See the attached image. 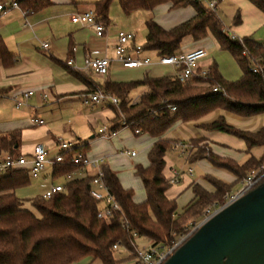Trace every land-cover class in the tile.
<instances>
[{"label":"trees","instance_id":"1","mask_svg":"<svg viewBox=\"0 0 264 264\" xmlns=\"http://www.w3.org/2000/svg\"><path fill=\"white\" fill-rule=\"evenodd\" d=\"M16 1L24 13L36 12L51 4V0ZM113 1L99 0L93 3V10L101 20L107 21ZM249 1L264 12V0ZM117 2L126 15L136 10H152L164 3H170L172 8L193 6L195 14L170 29H164L153 19H148L142 48L154 50L158 56H167L179 50L185 37L198 41L211 34L219 48L231 55L242 76L237 81H228L213 64L205 77L192 76L184 83L169 76H144L141 80L128 82L106 81L100 90L119 99L114 109V128L124 118L132 130L138 129L140 133L149 134L155 139L147 153L148 165L135 166L146 199L135 203L132 190L124 189L116 174L101 164L102 180L119 207L112 210L109 221L97 217L101 203L90 195L93 176L67 181L64 190L54 193L49 199H43L41 195L32 197V211L24 208L23 199L15 194L18 188L29 184L28 174L23 169L9 170L0 175V264H72L85 257L99 259L101 264H120L129 257H115L113 245L116 243L127 252H132V260L137 252L135 238H144L150 245L169 243L186 232L190 220L200 219L207 207L221 206L233 187L243 182L248 171L260 170L264 164V153L258 160L249 159L238 165L204 147H197L191 160L206 155L214 167L234 174L236 181L226 183L207 175L205 179L213 191L209 192L198 184L193 185L194 199L186 208L178 211L175 199L165 195L170 183L163 175L164 156L174 149L176 143L164 139V133L177 120H192L216 108L241 116L264 112V48L249 37L242 41L232 39L215 10L196 0ZM0 60L6 65L13 60L1 38ZM252 65L258 68L256 72L252 71ZM139 86H145L146 92L140 95L137 103L129 104V93ZM213 86H217V90H213ZM167 105H173L175 111L167 109ZM207 128L243 139L248 149L264 146V128L250 133L228 125L223 118ZM19 141L18 131L0 135V153L16 155ZM76 152L85 153L84 147L67 152L63 161L53 166V178L77 169L71 160ZM134 233L136 236H133Z\"/></svg>","mask_w":264,"mask_h":264},{"label":"crops","instance_id":"2","mask_svg":"<svg viewBox=\"0 0 264 264\" xmlns=\"http://www.w3.org/2000/svg\"><path fill=\"white\" fill-rule=\"evenodd\" d=\"M9 1L12 0H0V3ZM96 1L99 0H51L49 6L36 12L24 13L20 8H13L5 14H0V38L13 57L9 65L0 60V135L18 131L20 141L15 156H24L27 159L32 157L33 147L37 143H44L49 157H54L58 153L59 138L69 141L74 147H84V152L91 161H101L102 165L112 171L119 167L115 164V158H123L129 166L126 170L120 168L114 173L124 189H132L123 184L122 179L124 175L133 174L138 152L127 144H137L140 141L138 135L141 133L135 134L132 130L133 134L122 135L120 132L123 128H119L110 139L100 137L97 133L100 126L114 128L116 107L83 105L82 95L100 90L108 80L128 82L141 80L144 76L172 78L174 69L169 65L159 64L156 51L143 48L139 56L150 60L151 64L147 67L124 68L114 60L117 33L120 31L133 33L128 27L118 29L110 17L111 5L115 1L110 4L107 21H104L106 33L103 38L97 37L89 28L70 22L71 13L93 9V3ZM215 1L214 10L231 36L239 39L249 37L263 45L264 12L249 0ZM152 11V15L146 12L150 18H144L145 22L147 19H153L164 29H170L195 14V8L191 5L172 8L170 3L160 4ZM138 13L139 10L133 11L127 17ZM142 41L137 42L134 34L135 44L142 46L145 38ZM44 42L48 44L47 48L41 46ZM73 47L74 52L71 51ZM196 47H203L206 50V55L197 63V73L201 70L208 73L209 68L215 64L224 79L228 81L240 79L241 69L227 52L219 48L211 34L198 41L189 36L185 37L177 52ZM209 49L213 50L212 55L209 54ZM88 55L106 56L110 60L108 73L100 75L92 67L86 68L84 58ZM70 58L74 67L67 63ZM146 90L145 86L134 88L128 95L129 101L138 102L140 95ZM27 91L33 93L24 97L23 93ZM44 95L46 96L43 98ZM34 117L41 118L43 124L32 125L30 119ZM222 118L228 125L250 133L264 128V112L241 116L216 108L192 120H177L163 135L164 139L176 143L174 149L164 156L163 175L166 179L170 178L171 169L180 173L177 182L170 184L165 195L169 199H175L180 211L194 199L193 185L198 184L209 192L213 191V187L205 179L207 175L226 183L236 181L234 174L214 167L206 155L191 160L197 147H204L219 157L233 160L238 165L246 163L249 159L258 160L264 153L263 145L248 149L243 139L207 128ZM141 140L145 153L155 139L147 136ZM146 141H149L148 144H145ZM119 143L123 144L124 149H115ZM126 150L134 151L135 155H126L124 153ZM188 167L192 168V175L188 174ZM52 172L53 166L47 165L38 177H29V184L18 188L15 191L16 196L22 197L18 192L24 194L29 192L25 197L40 196L51 185H64L75 178L94 176L97 169L87 166L69 176L58 178H53ZM241 185L242 183L236 184L232 193L238 191ZM147 246L148 244H142V247ZM72 264H101V261L85 257Z\"/></svg>","mask_w":264,"mask_h":264},{"label":"built area","instance_id":"3","mask_svg":"<svg viewBox=\"0 0 264 264\" xmlns=\"http://www.w3.org/2000/svg\"><path fill=\"white\" fill-rule=\"evenodd\" d=\"M198 2L204 3L210 9L216 8L215 0H196ZM13 8H19L18 2L16 0L9 1L8 3H0V14H5ZM69 20L71 23L78 24L81 27L89 28L93 33L100 38H103L106 33V23L101 20L93 9H88L83 12H75L69 15ZM232 39H238L235 36H231ZM134 34L132 32L120 31L117 33L114 45V60L119 62L124 68H143L151 64L148 58L140 57L142 46L135 44ZM43 48H47L48 44L46 42L41 43ZM264 48V43H263ZM72 52L75 51L73 47ZM245 53V52H244ZM206 55V50L203 47H196L186 51H179L167 56H159L158 63L162 65H169L174 69V74L172 79L179 82H186L192 76L205 77L207 75L206 70H201L196 72V66L200 59ZM68 65L73 66V61L70 58L68 60ZM110 60L106 56H86L84 58V66L86 68L92 67L93 70L100 75H106L108 73V67ZM253 72L257 71V67L252 65ZM213 90H217V86H213ZM33 93V91H27L23 93L24 97H28ZM46 95L43 96V98ZM137 103L136 100L131 101L129 104ZM82 104L92 107L93 105H99L101 107L111 106L117 107L119 104V99L108 92L102 90H96L94 92L82 95ZM16 106H19L17 102ZM167 109L170 111H175L173 105H167ZM155 113V112H152ZM32 125H42L43 120L39 117L31 118ZM129 127V124L124 118H121L117 123L115 128L109 129L107 126H100L97 129V133L100 137L110 139L112 138L119 128ZM135 134H139L138 129L133 130ZM58 153L50 158L48 155L47 146L44 143H37L33 147L32 157L27 159L24 156H15L8 153H0V175L7 173L9 170L23 169L26 171L30 178H36L44 171L47 165L54 166L57 163H61L64 159V155L75 149L74 145L67 140L58 139L57 140ZM126 155L134 156L135 152L126 150L124 151ZM71 160L77 165L78 170H83L87 166H92L97 169L96 174L92 178L90 195L97 201L101 203V207L97 213V217L102 218L106 221L112 216V210L118 209V204L110 196L107 188L102 180L103 173L100 169L101 161H91L85 153L76 152L72 155ZM71 172V173H73ZM172 176L168 178L170 184L177 182L180 173L171 169ZM188 174L192 175V168H187ZM71 173L65 174L69 176ZM264 180V164L261 169H251L246 174L240 189L234 193H231L225 198V202L216 208L214 212L218 209L234 202L240 196L244 195L258 184ZM64 190V185H51L45 192L41 194L43 199H49L54 193L62 192ZM211 206L207 207L204 212L208 213ZM213 212V213H214ZM211 213L210 215H212ZM204 214V213H203ZM210 215L205 216L198 224L195 225L191 231L181 234L175 237L173 240L165 245H150L147 247L137 248L135 253L134 264H162L186 239L191 235V233ZM133 236H136L135 233ZM121 248L119 243L113 245V249L117 250Z\"/></svg>","mask_w":264,"mask_h":264},{"label":"water","instance_id":"4","mask_svg":"<svg viewBox=\"0 0 264 264\" xmlns=\"http://www.w3.org/2000/svg\"><path fill=\"white\" fill-rule=\"evenodd\" d=\"M162 264H264V180L210 215Z\"/></svg>","mask_w":264,"mask_h":264},{"label":"rangeland","instance_id":"5","mask_svg":"<svg viewBox=\"0 0 264 264\" xmlns=\"http://www.w3.org/2000/svg\"><path fill=\"white\" fill-rule=\"evenodd\" d=\"M114 1L115 2H113V4L111 5L110 17L113 19V22L116 24L117 28L123 29V28L128 27L135 34V36L137 38V42H143L142 40L145 38V33H146L145 19L150 18L149 15L148 16L146 15V12L148 11L147 13H150L152 15L153 11L152 10H139L140 13H138L136 15L131 14L130 17H127L129 15H126L121 11L118 3L116 2L117 0H114ZM222 51H224V50H222ZM209 54H211V55L213 54L212 49H209ZM230 57H231V55H230ZM124 133L133 134L132 129L129 127H125L121 130L120 134L123 135ZM138 136L140 137V141H138L137 144H127V146L135 149V151L138 152V157L136 159L137 165H135V166L144 167L145 165L148 164V158H147L148 152H147V150H145L146 152L144 153V151L142 150L141 138H145V137L149 136V134L141 133ZM148 142L149 141H146L145 144H148ZM115 149L122 150V149H124V146L122 143H119L118 147H115ZM115 160H116L115 164H117L119 167H117V169H115V170L113 169V172L118 171L120 168L122 170H126V168L129 166L127 163H125V160L123 158L119 157V158H115ZM135 166H134L133 174L130 173V174L124 175L122 182L126 186H130L129 188H132L131 190H132V194H133L132 195L133 201L135 203H141L146 199V194H145V190L143 188L142 180H141L140 176L138 174H136V171H135L136 167ZM18 194H19V196H22L21 199H23V207L34 211L32 205L30 203V199L32 197H25V194H29V192H25V194H24V192H22V193L18 192ZM32 196L34 197V195H32ZM180 210H181L180 207H178V211H180ZM213 212H214V207L211 206L209 209V212L208 213L204 212L203 216L200 219L192 220V221L190 220L185 233L191 231V229H193L195 227V225L200 222V220H202L205 216H208ZM145 241L146 240L144 238L137 237V238H135V245L137 246V248L142 247V244H144V245L148 244V246H150L149 242L147 243ZM114 252H115L116 258H122L124 256L129 257L128 260L123 261L120 264H134L135 260L130 259L132 257V252L129 253L124 248H119L117 250H114Z\"/></svg>","mask_w":264,"mask_h":264}]
</instances>
